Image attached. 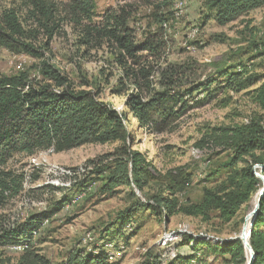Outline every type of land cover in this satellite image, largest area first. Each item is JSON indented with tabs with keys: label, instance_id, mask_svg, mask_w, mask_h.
<instances>
[{
	"label": "rangeland",
	"instance_id": "obj_1",
	"mask_svg": "<svg viewBox=\"0 0 264 264\" xmlns=\"http://www.w3.org/2000/svg\"><path fill=\"white\" fill-rule=\"evenodd\" d=\"M56 7L57 26L50 36L32 19L23 0H0V13L17 10L26 42L43 54L35 57L0 46V74L30 70L33 78L46 61L76 90L91 92L126 118L129 136L126 141L91 142L64 151L52 147L18 152L0 165V235L68 200L62 211L45 221L32 245H0V264H32L35 255L46 264H65L77 251L98 253L103 248L111 256L109 262L120 264H253L244 241V253L237 259L222 247L241 239L245 231L251 235L261 213L254 206L261 186L229 217L212 210L206 216L176 213L168 218L164 207L154 212L147 206L158 205L157 198L173 197L169 185L179 175L189 178L175 195L180 204L200 202L207 187L228 185L234 152L208 141L209 129L251 123L264 127V106L257 98L264 83V5L222 23L208 0H96L93 24H102L109 12L124 7L136 44L155 43L156 50L125 57L126 67L133 66L137 78L127 76L117 47L107 38L83 42L87 21L78 23L66 0ZM240 73L249 78L246 88L237 81L238 90H225ZM150 89L180 99L178 105L173 100L168 105L176 117L141 126L127 102L140 92L146 101ZM132 151L144 159L143 188L130 174V184L104 190L114 167L111 161L125 153L131 164ZM255 153L247 157L248 164L264 158V148ZM246 167L239 162L242 172ZM263 169L264 164L252 168L261 185ZM139 203L144 207L131 213L130 221L127 211ZM206 242L221 250L208 249Z\"/></svg>",
	"mask_w": 264,
	"mask_h": 264
},
{
	"label": "trees",
	"instance_id": "obj_2",
	"mask_svg": "<svg viewBox=\"0 0 264 264\" xmlns=\"http://www.w3.org/2000/svg\"><path fill=\"white\" fill-rule=\"evenodd\" d=\"M64 0H23L32 19L49 31L53 36L56 23L57 5ZM70 12L78 23H84L83 42L107 38L111 45L117 47L119 61L124 65L127 76L137 78L138 73L132 66L126 67L125 57H136L139 50H156L155 43L148 41L137 45L132 29L128 26L129 14L124 7L118 11L109 12L104 22L100 25L93 24L96 0H66ZM210 7L217 10V19L226 23L256 7L263 6L264 0H208ZM89 22V23H88ZM51 28H50V24ZM53 26V27H52ZM27 34L20 16L15 9H8L0 13V46L16 52H24L35 57H42L32 43L26 42ZM36 68V67H35ZM36 76L32 78L30 70H20L14 74H0V165L18 152H34L41 149L54 148L56 151L69 150L87 143H105L108 141H126L129 129L122 115L111 109L107 104L91 92L76 90L70 79L46 61H42L36 68ZM165 76L166 74L163 73ZM225 90H238V86L246 88L249 78L236 74ZM134 83L138 89L142 84L136 79ZM122 94V93H118ZM166 93L149 90L148 99L145 101L140 93L130 96V106L138 121L145 125H157L164 122L175 113L168 111L170 100L174 105L180 99L169 97ZM258 102L264 106V83L257 92ZM208 141L213 142L225 150L231 149L234 158L231 163L226 184L222 189L207 187L204 189L203 199L198 203L180 204L177 193L182 192L188 182V176L179 175L170 185V194L173 197L156 199L158 205L147 206L148 210L158 212L163 207L165 217L176 213L185 215L206 216L212 210H217L227 217L235 215L240 206L250 200L253 192H257L260 179L252 168L255 164H264V158L256 157L253 164H248L247 157H255V152L264 148V127L255 123L235 127H214L206 133ZM119 155L111 162L114 163L110 178L103 187L107 191L114 190L116 186L130 184V174L140 189V165L144 161L137 151L131 152L132 163L126 157ZM239 162L247 164L243 172L238 168ZM111 165L109 166V168ZM101 174L103 171L99 169ZM264 172V169H263ZM259 184V185H258ZM258 185V186H257ZM3 189V188H2ZM68 200L63 199L56 203L55 208L46 209L31 215L17 228L6 230L0 235V245L17 244L20 246L32 245L35 234L39 233L45 221L64 209ZM146 206V205H145ZM144 207L143 204L131 206L127 211L128 219ZM261 213L253 224L250 235V244L255 252L253 264H264V195L260 204ZM191 242V241H190ZM183 243V245H189ZM197 244V243H196ZM195 244V245H196ZM212 251L221 249L212 243H205ZM190 247V246H189ZM194 249V246L191 247ZM245 247L241 239L226 243L222 247L223 253H231L234 259L242 256ZM32 264H46L47 260L41 256ZM105 248L98 253H85L77 251L70 255L65 264H120L119 261L109 262Z\"/></svg>",
	"mask_w": 264,
	"mask_h": 264
},
{
	"label": "water",
	"instance_id": "obj_3",
	"mask_svg": "<svg viewBox=\"0 0 264 264\" xmlns=\"http://www.w3.org/2000/svg\"><path fill=\"white\" fill-rule=\"evenodd\" d=\"M264 195V188H262V190L260 191V195L258 197V203H257V207H256V211H258L259 207H260V204H261V198L263 197ZM254 224V221L253 223ZM245 234L242 235L241 239L242 241H244V243H246V245H248L251 249V260L250 262H252L253 258L255 257V252L254 250L252 249V246L249 244V241L246 239V236H244ZM249 235H250V231H249ZM251 264V263H250Z\"/></svg>",
	"mask_w": 264,
	"mask_h": 264
},
{
	"label": "bare ground",
	"instance_id": "obj_4",
	"mask_svg": "<svg viewBox=\"0 0 264 264\" xmlns=\"http://www.w3.org/2000/svg\"><path fill=\"white\" fill-rule=\"evenodd\" d=\"M183 2V1H182ZM180 4V3H179ZM182 6H183V4H181ZM178 7H179V5H178ZM259 195H260V192H259ZM258 195V196H259ZM256 196V195H255ZM257 203H258V197L255 199V202H254V206L256 207L257 206ZM256 209V208H255ZM248 218H249V216H248ZM247 230V229H246ZM245 235L244 236H246V239L248 240L249 239V237H250V235H249V231H245V233H244ZM88 235V234H87ZM91 235V234H90ZM124 245V244H123ZM110 246V245H109ZM108 246V247H109ZM113 248V247H112ZM110 249V248H109ZM114 249V248H113ZM118 249V248H117ZM115 250H116V247H115ZM111 251V250H110ZM120 251V250H119ZM108 252V251H107ZM110 253V252H109ZM119 254V253H118ZM110 258H111V256H109Z\"/></svg>",
	"mask_w": 264,
	"mask_h": 264
}]
</instances>
